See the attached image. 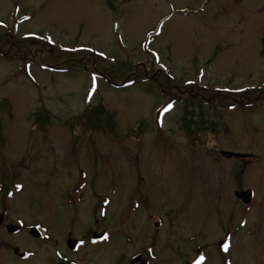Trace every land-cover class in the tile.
<instances>
[{"label":"rangeland","instance_id":"rangeland-1","mask_svg":"<svg viewBox=\"0 0 264 264\" xmlns=\"http://www.w3.org/2000/svg\"><path fill=\"white\" fill-rule=\"evenodd\" d=\"M0 181L7 217H264V0H0Z\"/></svg>","mask_w":264,"mask_h":264},{"label":"flooded vegetation","instance_id":"flooded-vegetation-1","mask_svg":"<svg viewBox=\"0 0 264 264\" xmlns=\"http://www.w3.org/2000/svg\"><path fill=\"white\" fill-rule=\"evenodd\" d=\"M231 158L249 161L253 156L226 157ZM143 186L131 194L134 209L153 204L150 192L144 194L150 187ZM80 187L72 188L78 198ZM6 190L0 181L4 201ZM104 212L98 213L102 217H49L47 222L4 214L0 263L7 257L8 264H264V217H105ZM18 235L34 244L12 243Z\"/></svg>","mask_w":264,"mask_h":264},{"label":"water","instance_id":"water-1","mask_svg":"<svg viewBox=\"0 0 264 264\" xmlns=\"http://www.w3.org/2000/svg\"><path fill=\"white\" fill-rule=\"evenodd\" d=\"M226 157H229L231 154L230 153H223ZM250 193L251 191L250 190H247V191H241V192H236V195L238 197H240L242 200L244 201H248V199L250 198Z\"/></svg>","mask_w":264,"mask_h":264},{"label":"snow or ice","instance_id":"snow-or-ice-1","mask_svg":"<svg viewBox=\"0 0 264 264\" xmlns=\"http://www.w3.org/2000/svg\"><path fill=\"white\" fill-rule=\"evenodd\" d=\"M200 259H201V260H203L204 258H203V257H201ZM197 264H199V261L197 262Z\"/></svg>","mask_w":264,"mask_h":264}]
</instances>
